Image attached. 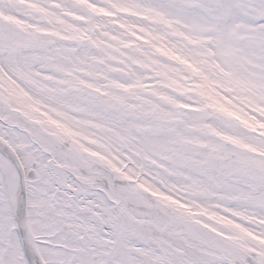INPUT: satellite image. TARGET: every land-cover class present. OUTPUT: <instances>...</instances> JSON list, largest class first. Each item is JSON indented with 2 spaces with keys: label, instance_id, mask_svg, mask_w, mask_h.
<instances>
[{
  "label": "snow or ice",
  "instance_id": "1",
  "mask_svg": "<svg viewBox=\"0 0 264 264\" xmlns=\"http://www.w3.org/2000/svg\"><path fill=\"white\" fill-rule=\"evenodd\" d=\"M0 264H264V0H0Z\"/></svg>",
  "mask_w": 264,
  "mask_h": 264
}]
</instances>
